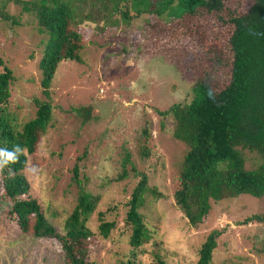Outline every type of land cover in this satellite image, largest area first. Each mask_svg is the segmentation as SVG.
<instances>
[{"label":"rangeland","instance_id":"obj_1","mask_svg":"<svg viewBox=\"0 0 264 264\" xmlns=\"http://www.w3.org/2000/svg\"><path fill=\"white\" fill-rule=\"evenodd\" d=\"M253 1L224 0L219 12L200 9L194 17L180 19V25L170 6L160 15L141 13L128 20L111 15L112 25L103 31L88 22L80 26L85 37L81 62L57 65L49 87V125L23 175L31 197L59 235L79 191L99 196L87 228L95 232L97 213L114 220L116 227L107 239L94 237L82 244L87 261L116 264L127 254L123 205L136 182L129 170L136 166L147 181L138 212L150 231L144 253L136 255L138 264H150L153 255L167 264H194L196 250L211 230L221 233L208 264H264V197L239 195L210 203L201 223L187 225L172 200L173 178L186 148L170 136L172 121L157 115L182 102L196 81L211 94L228 85L233 31L228 20L245 15ZM0 10L10 16L0 19V73L6 67L12 76L5 111L22 123L34 117L32 100L41 98L37 63L46 37L33 13L22 11L14 0H0ZM144 126L146 140L139 134ZM140 144L150 151L145 164L136 155ZM236 150L244 170L264 160L256 151ZM123 165L126 176L116 180ZM9 210L0 183V264H63L60 236H16ZM253 215L262 219L242 223ZM153 242L156 248L149 253Z\"/></svg>","mask_w":264,"mask_h":264},{"label":"trees","instance_id":"obj_2","mask_svg":"<svg viewBox=\"0 0 264 264\" xmlns=\"http://www.w3.org/2000/svg\"><path fill=\"white\" fill-rule=\"evenodd\" d=\"M223 1L14 0V4L21 5L22 11L33 13L37 26L46 37L37 63L41 98L32 100L35 107L32 119L17 123L6 116L5 107L10 96L8 82L12 76L6 67L0 73V149L12 151L16 146L23 149L17 154L15 163H9L0 171L3 199L10 204L8 214L16 227V236L30 234L34 238L51 239L60 236L58 243L63 264H95L87 261L82 244L94 237L107 239L116 227L114 220H106L103 214L97 213L95 232L87 228V220L94 212L99 196L81 190L59 235L45 219L40 204L31 197L23 175L28 157L34 154L49 125V87L57 65L66 61L81 62L85 37L80 26L88 22L94 29L103 31L112 25L111 15L117 14L120 20H128L141 13L160 15L170 6L180 25V19L192 18L200 9L207 13L219 12ZM0 19L7 20L10 16L0 10ZM228 21L233 27L228 39V85L211 94L196 81L182 102L171 104L157 114L162 120L172 121L170 136L186 148L181 169L173 178L172 200L192 228L207 215L210 203L239 195L264 197V160L255 169L244 170L236 150L241 147L264 154V0H254L245 15ZM147 133L144 126L139 134L146 140ZM137 148V158L145 164L150 156L149 148L142 144ZM135 167L131 166L129 171L136 182L123 205L127 254L121 255L116 264H138L136 255L143 254V247L150 242V231L146 230L144 217L138 212L144 202L147 181L142 169ZM125 176L123 165L116 180ZM157 198L158 193L154 196L155 200ZM256 219L262 217L253 215L242 223ZM220 233L211 230L205 236L196 250L194 264L209 263ZM156 243H152L149 253H153ZM151 258L150 264H167L159 255Z\"/></svg>","mask_w":264,"mask_h":264},{"label":"clouds","instance_id":"obj_3","mask_svg":"<svg viewBox=\"0 0 264 264\" xmlns=\"http://www.w3.org/2000/svg\"><path fill=\"white\" fill-rule=\"evenodd\" d=\"M23 149L16 146L12 151L0 149V171L9 163H15L18 160V153H22Z\"/></svg>","mask_w":264,"mask_h":264}]
</instances>
